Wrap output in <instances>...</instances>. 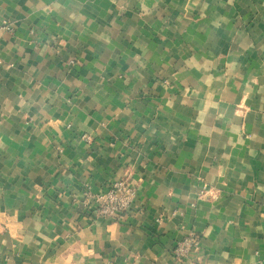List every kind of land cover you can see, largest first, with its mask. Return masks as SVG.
<instances>
[{
    "label": "crops",
    "instance_id": "obj_1",
    "mask_svg": "<svg viewBox=\"0 0 264 264\" xmlns=\"http://www.w3.org/2000/svg\"><path fill=\"white\" fill-rule=\"evenodd\" d=\"M0 264H264V0H0ZM128 176L133 207L81 203ZM208 191L200 195L201 190Z\"/></svg>",
    "mask_w": 264,
    "mask_h": 264
},
{
    "label": "built area",
    "instance_id": "obj_2",
    "mask_svg": "<svg viewBox=\"0 0 264 264\" xmlns=\"http://www.w3.org/2000/svg\"><path fill=\"white\" fill-rule=\"evenodd\" d=\"M0 29L11 32V26L2 21ZM208 191L201 190L200 195ZM136 198L135 187L130 183L128 176L118 178L108 184L102 192H94L89 186L82 189L81 203L85 207H95V213L100 217L117 218L133 207ZM200 238L193 232L188 231L178 240L173 249L172 255L179 264H186L185 260L190 251L199 247Z\"/></svg>",
    "mask_w": 264,
    "mask_h": 264
}]
</instances>
